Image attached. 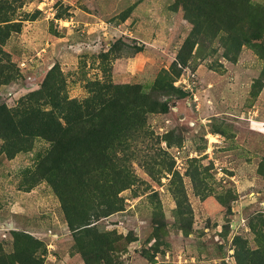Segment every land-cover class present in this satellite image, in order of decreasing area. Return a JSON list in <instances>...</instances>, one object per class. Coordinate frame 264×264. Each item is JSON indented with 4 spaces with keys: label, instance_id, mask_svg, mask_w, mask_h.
Here are the masks:
<instances>
[{
    "label": "rangeland",
    "instance_id": "1",
    "mask_svg": "<svg viewBox=\"0 0 264 264\" xmlns=\"http://www.w3.org/2000/svg\"><path fill=\"white\" fill-rule=\"evenodd\" d=\"M187 1L0 0L12 69L0 103L17 124L47 103L51 73L69 100L92 98L96 82L137 90L115 160L129 186L118 211L92 191L90 237L73 231L61 184L42 179L52 143L16 152L19 133L0 130V264H241L242 248L264 260V0H208L203 21ZM243 16L259 34L237 47ZM157 100L167 112H149ZM101 176L87 181L120 182Z\"/></svg>",
    "mask_w": 264,
    "mask_h": 264
},
{
    "label": "trees",
    "instance_id": "2",
    "mask_svg": "<svg viewBox=\"0 0 264 264\" xmlns=\"http://www.w3.org/2000/svg\"><path fill=\"white\" fill-rule=\"evenodd\" d=\"M207 2L208 0H188L187 8L192 12L196 8L195 16L203 17L200 21L205 18L207 20L206 16L210 14L207 6L210 3L206 4ZM244 2L242 5L246 9ZM247 17H239V27L236 28L238 31L235 32V36L231 37L237 43V47L244 43L243 38H247V42L250 43L251 40L249 39L252 36L257 37L259 34L257 28H247L248 25L245 22ZM250 24L254 25L255 23L250 20ZM213 29L217 32L221 28L216 25ZM4 30L6 29L0 25L1 44L7 40ZM3 58H5L4 51L0 46V87L10 79V72L12 71L8 65L2 66ZM55 78L57 76L51 73V80L45 89L38 94L37 99L44 98L47 100L43 108L39 105L32 109L29 107L24 110L25 113H22L23 117L26 118L25 125L17 124L16 117L20 111L10 112L5 104L0 103V126L3 128L0 130L6 138L8 134L19 133L22 144L18 148L16 145H11L16 152L28 150L30 139L36 137H42L52 143L48 157L42 162L40 172L42 179L49 181L56 188H59L61 184V198L68 197L69 208L71 207V210L78 213L73 231L75 233L83 232L90 237L88 229L92 222L87 215L91 208V198H94L92 191L102 192L101 201L98 202V205L103 204L107 210L118 211L121 207L113 201L117 199L118 193L129 186L127 180L121 181L119 179L118 175L124 170L115 165V160H121L117 150L121 140L127 136V131H124L121 124L125 118L134 116L133 113L129 112L132 108L129 96L137 90L131 86L120 87L113 84L104 86L96 82L95 93L92 98L83 101L69 100L67 95L61 93L62 89L58 86L59 82ZM175 91V87L167 84L161 89V93L168 97ZM178 93L181 96L185 95L181 91ZM168 103L167 101L160 103L157 100L156 104L158 105L149 107V112H156L158 109L167 112ZM46 106H49L50 109L47 110ZM7 113L9 114L7 115ZM123 161L127 162V160ZM57 169L59 174L56 172ZM105 172L107 177L118 176L116 181L119 180L120 182L114 184L112 180L102 184L101 181L94 183L87 181L89 175L98 174L101 176ZM128 177L125 175L126 179ZM111 192L116 194L114 198L110 196ZM85 198L89 199L86 204ZM86 208L87 213L85 212ZM99 250L100 248L97 246L94 252L99 253ZM247 253L248 256L243 258L244 254ZM261 254L260 250L249 253V251L244 252L242 248L238 254V259L241 264H264Z\"/></svg>",
    "mask_w": 264,
    "mask_h": 264
},
{
    "label": "built area",
    "instance_id": "3",
    "mask_svg": "<svg viewBox=\"0 0 264 264\" xmlns=\"http://www.w3.org/2000/svg\"><path fill=\"white\" fill-rule=\"evenodd\" d=\"M184 82H186V81H184ZM263 125H264V123H262Z\"/></svg>",
    "mask_w": 264,
    "mask_h": 264
}]
</instances>
